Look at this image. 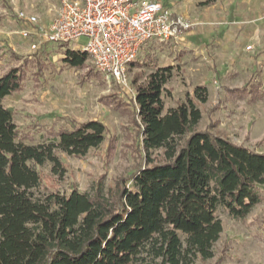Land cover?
<instances>
[{
    "label": "trees",
    "instance_id": "obj_1",
    "mask_svg": "<svg viewBox=\"0 0 264 264\" xmlns=\"http://www.w3.org/2000/svg\"><path fill=\"white\" fill-rule=\"evenodd\" d=\"M199 8L218 0H197ZM62 47L68 69H84L87 53ZM39 58L45 50L36 51ZM137 59L130 67L152 72L136 90L141 147L147 164L116 190L104 182L91 192L69 195L42 187L39 167L51 166L64 176L59 154L82 158L106 141L98 120L60 130L38 145L19 136L14 114L4 106L23 88L20 68L0 77V264H196L215 258L223 233L220 210L235 220L248 217L262 202L264 154L228 138L197 130L202 111L196 102H181L166 112L163 93L172 68ZM252 82L235 90L250 102L263 95ZM195 99L206 104L207 86H197ZM162 151V163L151 155Z\"/></svg>",
    "mask_w": 264,
    "mask_h": 264
},
{
    "label": "rangeland",
    "instance_id": "obj_2",
    "mask_svg": "<svg viewBox=\"0 0 264 264\" xmlns=\"http://www.w3.org/2000/svg\"><path fill=\"white\" fill-rule=\"evenodd\" d=\"M62 1L0 0V77L13 68H20L24 74L22 90L8 96L4 106L14 114L20 138L32 145L48 142L58 131L90 120H98L107 128L106 141L86 156L59 154L66 169L64 176L54 174L50 165L37 168L42 177L39 196L49 192L67 196L72 189L91 192L101 182L115 191L120 181L128 182L147 164L135 93L152 70L144 65L130 67L125 86L107 81L91 61L84 69L63 67L62 47L42 42L34 35L40 29L19 19L21 12L36 16L38 26L47 31L59 15ZM236 2L241 5L242 14L232 41L231 37H223L224 25L210 26L197 36L193 30L196 27L186 23L190 27L179 28L177 41L150 43L138 59L145 60L143 64L152 61L159 68H172L171 80L163 93L166 112L181 102L194 101L202 111L197 130H209L264 154V0ZM188 30L193 32L187 40L196 47L187 46L182 39ZM24 31L32 35L23 37ZM207 35L211 37L206 38ZM213 35L223 40L218 36L213 41ZM35 44L38 48L33 50ZM86 44L82 38L68 47L75 49ZM38 50H45L46 56L39 58L35 54ZM252 82L255 87L260 84V99L250 102L233 94ZM204 85L209 99L200 104L194 90ZM151 160L162 163L163 152L154 151ZM261 191L262 202L245 219L235 220L225 211L218 212L223 233L214 247L215 258L196 264H264V188Z\"/></svg>",
    "mask_w": 264,
    "mask_h": 264
},
{
    "label": "built area",
    "instance_id": "obj_3",
    "mask_svg": "<svg viewBox=\"0 0 264 264\" xmlns=\"http://www.w3.org/2000/svg\"><path fill=\"white\" fill-rule=\"evenodd\" d=\"M24 24L38 27L34 35L51 44H87L75 47L87 53L96 70L108 81L128 85L130 65L150 43L177 41L179 28L190 26L176 20L165 0H63L59 15L45 31L39 19L19 13ZM23 37L30 32L24 31ZM35 44L32 49H37Z\"/></svg>",
    "mask_w": 264,
    "mask_h": 264
},
{
    "label": "crops",
    "instance_id": "obj_4",
    "mask_svg": "<svg viewBox=\"0 0 264 264\" xmlns=\"http://www.w3.org/2000/svg\"><path fill=\"white\" fill-rule=\"evenodd\" d=\"M176 1V2H173ZM165 0V4L167 7L171 8L174 14V18L176 20L180 19L181 21L185 23L193 24L196 29L194 30V34L197 36L203 35V31L207 30L210 26L219 25V28L221 25L223 26V31H225V36L230 38V41H232L233 36L236 35V29H239L236 24L240 20L238 17L241 16L242 11L240 12L239 8L241 7L240 4L236 2V0H218L216 4L206 7V8H199L197 6L198 1L197 0ZM250 9V8H249ZM243 15H245V11L243 12ZM223 20V23L221 21ZM212 33H214L215 29L211 28ZM219 29H217L216 32H218ZM193 31H185L184 35L185 37H182V39L186 42L185 44L187 46H194L196 45L191 44L187 37H189ZM207 34H210L209 32ZM219 34V33H217ZM220 35V34H219ZM218 35V36H219ZM210 35H207L206 38H209ZM217 36V37H218ZM211 37V36H210ZM215 35H213V41L217 39ZM205 38V39H206ZM219 38H221L219 36ZM209 40V39H208ZM220 40H223L222 38ZM221 42V41H220ZM201 46L202 48H206L204 45H197V47ZM246 49L242 47V52H245ZM256 59V58H255ZM257 62H255L256 64Z\"/></svg>",
    "mask_w": 264,
    "mask_h": 264
},
{
    "label": "water",
    "instance_id": "obj_5",
    "mask_svg": "<svg viewBox=\"0 0 264 264\" xmlns=\"http://www.w3.org/2000/svg\"><path fill=\"white\" fill-rule=\"evenodd\" d=\"M11 111V109H9Z\"/></svg>",
    "mask_w": 264,
    "mask_h": 264
}]
</instances>
